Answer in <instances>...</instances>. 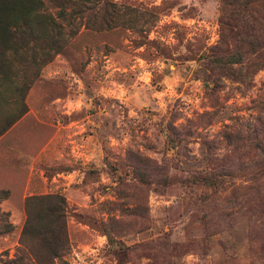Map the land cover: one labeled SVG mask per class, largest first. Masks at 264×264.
Returning a JSON list of instances; mask_svg holds the SVG:
<instances>
[{
    "label": "rangeland",
    "instance_id": "rangeland-1",
    "mask_svg": "<svg viewBox=\"0 0 264 264\" xmlns=\"http://www.w3.org/2000/svg\"><path fill=\"white\" fill-rule=\"evenodd\" d=\"M109 1L138 13L82 27L0 142L8 178L65 197L58 264H264V0ZM16 190H0V264Z\"/></svg>",
    "mask_w": 264,
    "mask_h": 264
},
{
    "label": "trees",
    "instance_id": "trees-1",
    "mask_svg": "<svg viewBox=\"0 0 264 264\" xmlns=\"http://www.w3.org/2000/svg\"><path fill=\"white\" fill-rule=\"evenodd\" d=\"M134 13L109 0H0V107L5 92L11 107L5 114L0 111V136L27 113L25 98L41 70L82 27L125 26ZM65 209L59 193L25 199V222L12 264L62 262L70 252ZM106 237L113 244L109 233Z\"/></svg>",
    "mask_w": 264,
    "mask_h": 264
},
{
    "label": "crops",
    "instance_id": "crops-1",
    "mask_svg": "<svg viewBox=\"0 0 264 264\" xmlns=\"http://www.w3.org/2000/svg\"><path fill=\"white\" fill-rule=\"evenodd\" d=\"M18 123H16L14 125L17 126ZM12 127L8 132H6L4 135H2L0 137V142H2L5 137L7 136V134H9V132L11 130H13ZM6 141L4 140L3 143H5ZM9 148V147H8ZM44 150V149H43ZM7 165L1 160V157H0V190H11L10 192V195L13 196L14 194V189L17 187V190H16V193L18 196H21L20 193L23 195L22 198L25 199L26 197H29V196H32L34 195L33 192H29L30 189L32 188V181H31V178H29L26 183H24L23 181L19 180V179H10L8 178L7 176Z\"/></svg>",
    "mask_w": 264,
    "mask_h": 264
}]
</instances>
